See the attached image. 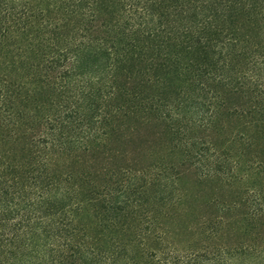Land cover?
I'll return each mask as SVG.
<instances>
[{
	"label": "trees",
	"instance_id": "obj_1",
	"mask_svg": "<svg viewBox=\"0 0 264 264\" xmlns=\"http://www.w3.org/2000/svg\"><path fill=\"white\" fill-rule=\"evenodd\" d=\"M0 264H264V0H0Z\"/></svg>",
	"mask_w": 264,
	"mask_h": 264
}]
</instances>
